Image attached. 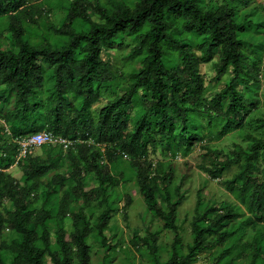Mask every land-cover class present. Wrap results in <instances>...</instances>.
<instances>
[{"label": "trees", "instance_id": "16d2710c", "mask_svg": "<svg viewBox=\"0 0 264 264\" xmlns=\"http://www.w3.org/2000/svg\"><path fill=\"white\" fill-rule=\"evenodd\" d=\"M26 1L0 0V30L9 34L7 38L16 50H5L0 40V87L8 94L1 96L0 101L7 105L9 96H13V108L3 115L5 126L0 130V236L5 228L16 235L10 242L0 243V264H44L45 256L51 264H89L87 239L93 227L86 209L97 206L95 228L104 238L113 211L109 192L120 185L123 175L111 172L110 167L124 157L129 159L147 209L173 233L171 255L163 264H192L201 252L228 243L239 231L234 230L238 210L224 203L200 212L198 203L190 224L191 242L183 249L176 224L183 196L172 162L153 165L146 157L149 147L156 143H164L172 150L174 144L188 149L192 141H199L198 117L206 118L208 125L223 121L218 139L244 125L254 108V87L259 84L256 56L247 52V45L240 38L247 31V16H240L236 5L203 11L204 0H137L133 7L117 6L111 11L95 5L92 10L99 21H93L84 9V0H72L61 25L55 29L66 43L32 45L19 21L20 16L31 18L35 13L36 7L28 6ZM247 1L241 2L247 5ZM76 20L88 25V31H76ZM1 36L0 32V39ZM120 36L133 40L127 56L140 64L128 75L127 84L99 109L94 124L92 107L99 102L100 90L116 80L113 67L102 58V51ZM192 39L198 41L196 51L192 50ZM214 58L216 79L226 75L228 79L206 101L200 65ZM46 70L51 86L43 100L40 92ZM136 107L142 108L143 114L132 121L131 112ZM41 131L81 143H73L66 151L58 146H42L49 149L46 160L34 157L32 152L17 161L18 144L14 141L28 136L26 133ZM262 135L263 138L246 137L251 143L248 151L238 148L230 154L207 150L211 155H221L223 160L204 169L210 177L219 179L233 164L238 167L225 187L250 212L252 236L239 246L233 260L248 257L251 264H264V171L262 178L258 175V162L264 155V131ZM95 143L104 147L103 154L94 149ZM56 148L67 152L73 184L63 191L53 249L46 224L51 214L45 210L36 212L31 195L40 179L56 169L50 156ZM20 163L22 182L4 172ZM80 163L95 176L97 186L84 187ZM50 192L54 193L51 186ZM158 196L162 197V204ZM71 198L81 205L70 214ZM4 200L10 208L3 213ZM68 215L72 220L71 232L64 228ZM147 245L156 264L154 234ZM229 254L227 247L223 256Z\"/></svg>", "mask_w": 264, "mask_h": 264}, {"label": "rangeland", "instance_id": "374dc122", "mask_svg": "<svg viewBox=\"0 0 264 264\" xmlns=\"http://www.w3.org/2000/svg\"><path fill=\"white\" fill-rule=\"evenodd\" d=\"M72 0H27L28 6H35L34 15L20 16L19 21L23 27L24 35L27 41L32 45L49 43L51 45H62L66 39L61 37L55 29L58 28L67 14L68 7ZM137 0H84L83 6L86 13L89 14L93 21H99L92 8L95 5H102L111 11L117 6L133 7ZM241 1L245 0H204L202 10H217L222 6L239 7V15L247 16L245 21L246 32L240 34V38L247 45V52L255 54L259 66L258 80L259 84L254 87L252 93V102L254 108L250 115L246 117L244 125L222 138H217L219 126L223 121H215L211 125L207 124V119L198 117L199 141H192L188 149L178 147L174 144L172 150H168L164 143H156L155 147H149L147 160L153 165L157 163L172 162L177 177L176 184L180 186V193L183 196L177 209L176 224L180 229V236L184 245L183 249L191 242L190 224L194 217L197 204H200L199 210L220 206L225 204L234 205L239 212V217L235 223L234 230L238 231L237 235L231 238L224 246H217L211 251L201 252L192 264H251L250 259L243 258L234 261L233 257L239 251V246L249 241L252 236V230L248 223L250 212L246 206L240 203L237 195L229 192L225 184L237 172V165L233 164L231 170L223 173L219 179H213L204 169H210L218 164L223 157L218 154H209L207 150L219 151L222 153H235L238 148L245 151L250 149L251 143L246 140L247 136L263 138L264 131V0H248L247 5ZM76 31H88V25L80 20L73 23ZM1 32V45L5 50L15 52V47L7 38L9 34L5 30ZM193 51L197 50L198 41L191 40ZM134 42L127 36H120L115 39L113 45L102 51V58L105 62L113 67L115 82L108 88L100 90L99 102L92 107V116L94 124L98 119L99 109L111 100L118 93L119 89L127 84L128 75L139 66L138 61H132L128 58ZM217 58L208 64L200 65V73L203 76L206 93L205 100H211L227 82V76L216 79L215 64ZM51 79L49 70H46V80L40 96L45 100L50 89ZM241 89V88H240ZM8 97L3 87H0V97ZM13 108V96H9V103L3 105L0 101V130L5 126L2 120L3 115ZM143 114V109L136 107L131 112V120H135ZM26 133L25 135H29ZM92 142V140L90 141ZM81 143L80 140L74 142ZM74 144V145H75ZM94 149L103 154L104 147L95 143ZM34 157L46 160L49 155L48 148H40L33 151ZM51 160L57 166L47 175L43 176L38 188L31 195L32 207L36 212L45 210L50 212L51 217L47 220V228L50 234V241L54 249V233L57 230L58 208L64 196L63 191L67 190L73 184L71 177V161L67 157V152L53 149L50 152ZM129 159L124 157L122 161L110 167V171L116 174H123L121 183L118 187L110 190L109 204L112 211L108 228L104 233V238L99 236L95 226L97 224L98 208L92 206L86 209V215L90 218L93 232L87 239V245L90 251L89 264H155L150 249L147 245L149 237L154 234L157 240V263H165L171 255V244L173 233L163 227V223L153 217L147 209L145 201L135 183ZM23 165L14 164L4 172L9 174L18 182H22ZM259 176L263 177L264 155L258 162ZM79 172L82 176L81 181L86 189L97 186L95 176L87 170L84 163L78 165ZM50 186L54 193L50 192ZM199 201V202H198ZM129 202V205L127 204ZM159 204H162V197L158 196ZM81 205L80 201L71 198L69 203L70 214L75 212ZM10 208L7 200L3 201V213ZM64 228L67 232L72 231L71 216L64 220ZM16 235L9 229L5 228L0 236V243H8L15 239ZM230 249L228 256H223L225 248ZM250 252V251H248ZM10 263V258L7 259ZM44 264H51L49 257L45 256Z\"/></svg>", "mask_w": 264, "mask_h": 264}, {"label": "built area", "instance_id": "2783aa9c", "mask_svg": "<svg viewBox=\"0 0 264 264\" xmlns=\"http://www.w3.org/2000/svg\"><path fill=\"white\" fill-rule=\"evenodd\" d=\"M14 142L18 144L17 161L20 158H25L26 156L31 154L35 149L40 148L42 146H58L62 148V150L66 151L74 143L68 138H64L60 135H54L49 131H41L28 136L20 137Z\"/></svg>", "mask_w": 264, "mask_h": 264}]
</instances>
